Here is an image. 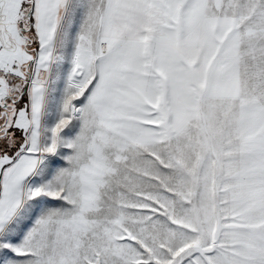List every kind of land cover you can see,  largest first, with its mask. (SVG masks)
Here are the masks:
<instances>
[{"label":"snow or ice","instance_id":"6c2138e0","mask_svg":"<svg viewBox=\"0 0 264 264\" xmlns=\"http://www.w3.org/2000/svg\"><path fill=\"white\" fill-rule=\"evenodd\" d=\"M0 264H264V0H0Z\"/></svg>","mask_w":264,"mask_h":264}]
</instances>
